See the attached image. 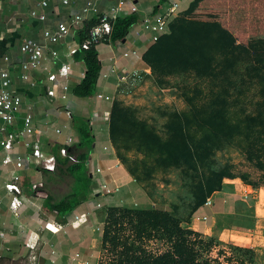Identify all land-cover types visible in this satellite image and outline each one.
<instances>
[{"label": "crops", "instance_id": "obj_1", "mask_svg": "<svg viewBox=\"0 0 264 264\" xmlns=\"http://www.w3.org/2000/svg\"><path fill=\"white\" fill-rule=\"evenodd\" d=\"M42 1L47 2L46 6L40 5ZM87 1L70 0L68 5H62L58 0H0V71L8 73V90L20 97L19 111L15 114L13 128L9 129L22 128L26 115L31 116L33 129L31 135L14 142L10 150L5 151L0 146V233H3L0 264H97L108 208L157 206L170 210L168 202H155L146 184L137 181L121 163L110 138L109 118L121 78L130 71L146 72L148 68L144 55L153 44V33L143 27V20L168 15L173 5L176 7L169 18L184 13L194 0L162 3L159 0H125L118 17L134 14L136 24L124 42L105 40L96 46L100 71L95 92L90 97H76L73 90L85 72L78 55L66 60L70 64L66 79L58 78L51 83L47 76L56 73L59 66L50 51L64 52L76 47L80 43L82 25L98 18L91 11L82 12ZM93 3L99 13H110L116 0H93ZM132 6L135 12H130ZM31 10L43 15L44 19L32 17ZM76 15L82 16L81 24L72 26L62 40L50 41L44 36L45 32H54L59 23L69 25ZM24 38L33 39L42 48L43 59L38 68H22L28 60L27 54L19 50ZM51 88L54 96L47 95ZM63 94L65 98H61ZM99 94L109 99L98 98ZM81 125L89 127V144L81 142ZM9 129L1 133L2 138ZM26 141L32 145L26 147ZM33 146L56 157L54 171L37 169L30 157ZM62 147L66 155L59 153ZM6 154L12 159L8 164L2 162ZM17 159L20 167L15 165ZM37 182H43V187L37 189L38 194L35 193ZM7 183L15 184L19 193L7 191L4 187ZM103 183L111 188L118 187L119 191L105 195L101 190ZM241 186L218 191L216 194L223 200L213 207L215 209L210 208L212 215L221 214L223 209H229L230 214L236 213L238 200L247 188ZM255 193L258 197L259 193ZM13 198L20 201L16 215L10 209ZM227 198L229 203L224 204ZM208 227L200 232L208 234Z\"/></svg>", "mask_w": 264, "mask_h": 264}, {"label": "rangeland", "instance_id": "obj_2", "mask_svg": "<svg viewBox=\"0 0 264 264\" xmlns=\"http://www.w3.org/2000/svg\"><path fill=\"white\" fill-rule=\"evenodd\" d=\"M231 1L234 0H220L219 7L209 4L208 8L168 16L167 26L170 25L173 34L183 29L182 36L173 37L175 39L162 51L160 58L149 53L144 58L148 68L139 78H126L120 83L113 108L133 120L146 121L161 139H166L169 114L189 111L193 98L197 100L200 94L219 86L221 92V89L229 92L227 106L217 103L226 106L224 114L228 117H218L222 115L218 112L213 131L207 136L208 142L214 140L216 132L228 133L230 124L232 135L213 144L205 157L206 151L198 141L202 132L195 128L194 148L201 157L180 159L177 164H167L164 155L148 152L140 146L133 132L125 130L120 118L112 142L121 163L137 181L146 184L155 202H168L170 210L165 209L179 220L180 226L197 233L199 239H213L210 249L197 245L201 249V262L264 264V135L261 132L264 78H253L249 52L241 47L228 48L222 56L218 45L202 50L214 57L212 66L220 60L215 72L222 69L224 74L218 78L206 70L207 63L198 55L205 36L213 40L220 38L211 21L219 18L225 12L222 8ZM241 185L247 188L238 200L236 213L230 214L223 205L222 215H212L211 209L223 200L216 193ZM208 188L214 191L201 203L200 197ZM224 200V204L229 203L228 198ZM207 226L208 234L201 233L200 230ZM130 234L129 230L125 232V235ZM148 246L152 250L165 249L163 242L155 239ZM103 252L100 249L97 264H115L113 253Z\"/></svg>", "mask_w": 264, "mask_h": 264}, {"label": "trees", "instance_id": "obj_3", "mask_svg": "<svg viewBox=\"0 0 264 264\" xmlns=\"http://www.w3.org/2000/svg\"><path fill=\"white\" fill-rule=\"evenodd\" d=\"M159 1L162 3L165 0ZM209 4L219 7L221 2L220 0H194L186 13L200 10L199 8H208ZM223 9L225 12H222L219 18L211 21L220 38L213 40L205 36L201 45L202 49L198 53L207 63L206 70L217 78L224 74L222 69L217 73L215 72V67L221 63L220 60L212 66L214 57L211 58L210 54H204L202 50L217 48L218 45L222 56L223 51L225 52L228 48L241 47V49L249 52V59L252 63L250 72L253 73V78L263 79L264 0H234L226 4ZM97 21L98 18H93L82 25L79 30L80 43L86 39L88 29ZM136 22L137 17L134 14L114 18L111 21L109 40L112 42L124 40ZM169 26H167L166 32L161 34L159 39L148 48L144 55L145 59L149 53L160 58L162 51L172 42V39H175L173 37L180 38L182 36L183 29L173 34V30ZM221 38H224L225 41ZM76 55L82 59L85 72L81 82L74 88L73 94L76 97H90L95 92L100 71L96 47L90 46L87 50H80ZM223 59L222 57V61ZM220 88L214 86L210 92L200 94L197 100L193 98L192 107L189 111L169 114L167 121L169 135L166 139H161L145 122L133 120L119 109L112 107L109 118L110 138L113 140L117 131V119L120 118L125 130L133 132L132 135L138 140L140 146L146 148L148 152L161 153L165 156L167 164H177L180 159L191 160L201 157L194 148V129L198 128L202 132L198 141L203 145L206 157L213 144L232 135V124H230L228 133L216 132L214 133V140L208 142L207 136L213 131V123L216 122L218 112H222V115L218 117L222 116L226 119L228 117L224 111L226 110L229 92L221 89L223 93ZM218 102L226 104V106H218ZM262 103L259 102L260 105ZM261 132L264 135V126ZM79 135L81 142L90 143L91 133L87 125L79 127ZM262 141L264 142V138ZM213 191L212 188H208L206 193L200 197L201 203ZM127 230L130 231V235H125ZM153 239L163 242L165 249L161 251L149 248L148 243ZM199 244L204 249H210L213 239L208 241L199 239L197 233L180 226L179 220L174 218L170 211L165 208L110 207L106 210L101 233V249L104 251L103 253H113L115 264H209L207 261L201 262L199 260L201 256Z\"/></svg>", "mask_w": 264, "mask_h": 264}, {"label": "built area", "instance_id": "obj_4", "mask_svg": "<svg viewBox=\"0 0 264 264\" xmlns=\"http://www.w3.org/2000/svg\"><path fill=\"white\" fill-rule=\"evenodd\" d=\"M62 5H68L70 3V0H58ZM101 1V0H99ZM47 2L42 1L40 3L41 6H46ZM125 4V0H116V4L110 8V13H99L97 7L94 5L93 0H88L83 9V13H87L88 11H91L98 15V21L93 26H91L86 34V39H84L81 43H79L76 47L71 48L67 51L61 52L57 50H51L50 53L53 56L54 60L59 63L58 70L56 73L48 74L47 80L51 83H54L57 81L58 78L66 79L69 71H70V64L66 61L68 58H70L72 55H75L77 52H80V50H87L90 46H97L101 42L105 40H109L110 33H111V21L118 17V14L122 10V6ZM175 5H173L169 9V14L172 13L175 9ZM136 8L131 7L130 12H135ZM29 14L32 17H37L39 20H43V15H38L35 11L31 10ZM168 15L167 14H160L156 15L154 18H145L143 20V27L146 30H149L153 33L151 36V42L155 43L161 34L166 32L167 24H168ZM82 16L76 15L74 16L69 25L64 23H59L56 26V30L54 32H45L44 36L50 40V41H59L62 40L66 34L68 33L69 29L72 26L79 25L82 22ZM20 52L27 54L28 60L24 64H22V68L24 70H27L29 68L35 69L41 66L42 59H43V51L41 46L35 42L31 38H24L22 40L21 45L19 46ZM126 56L127 53H124ZM142 71L133 70L130 71L127 75L121 78L120 83H124L126 78H139L141 76ZM143 74V73H142ZM23 78L26 79V75H22ZM10 84V79L8 76V73L6 71H0V146L3 148V150L8 151L12 148L13 143L20 141V137L29 136L33 133V129L31 126V116L26 115L23 118V126L22 128L18 130H13L9 128H13L12 125L15 120V114L19 111L20 107V97L16 94L11 93L8 90V86ZM67 87L64 85L63 89H66ZM54 90L51 88L47 91L48 96H54ZM61 98H65V95L63 94ZM98 98L101 99H109L108 96H104L103 94H99ZM9 129L7 135L2 138L1 133L5 130ZM57 133L60 132V130H55ZM70 143V140L67 141ZM24 145L26 147H30L32 144L30 141L24 142ZM59 153L61 155H66V149L64 147L60 148ZM30 157L32 163L37 167L39 171L46 170V171H54L55 164H56V157L51 154H45L43 153L38 147L33 146L31 147L30 151ZM12 161L11 157L6 154L2 162L4 164H8ZM17 167L21 166V162L19 159H17L16 164ZM99 171V169H97ZM5 189L7 191L13 192V193H19V188L12 183L5 184ZM43 187V182H37L36 183V190L35 193L38 194L39 191L37 189ZM101 190L105 195H111L114 193H117L119 191L118 187L111 188L107 186L106 184H101ZM20 206V201L16 198H13L10 203V209L11 212L16 215L17 209ZM3 233H0V236Z\"/></svg>", "mask_w": 264, "mask_h": 264}, {"label": "water", "instance_id": "obj_5", "mask_svg": "<svg viewBox=\"0 0 264 264\" xmlns=\"http://www.w3.org/2000/svg\"><path fill=\"white\" fill-rule=\"evenodd\" d=\"M123 42H124V40H123Z\"/></svg>", "mask_w": 264, "mask_h": 264}]
</instances>
